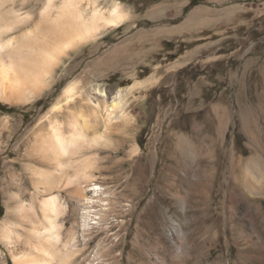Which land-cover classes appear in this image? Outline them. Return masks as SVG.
Returning a JSON list of instances; mask_svg holds the SVG:
<instances>
[{"label":"rangeland","instance_id":"374dc122","mask_svg":"<svg viewBox=\"0 0 264 264\" xmlns=\"http://www.w3.org/2000/svg\"><path fill=\"white\" fill-rule=\"evenodd\" d=\"M120 1L130 18L71 50L39 96L0 100V226L23 188L30 201L35 140L78 80L122 91L128 112L89 149L109 189L95 217L121 243L109 264H264V0Z\"/></svg>","mask_w":264,"mask_h":264},{"label":"bare ground","instance_id":"6f19581e","mask_svg":"<svg viewBox=\"0 0 264 264\" xmlns=\"http://www.w3.org/2000/svg\"><path fill=\"white\" fill-rule=\"evenodd\" d=\"M29 3L34 9L39 5L38 12L23 11ZM130 16L120 0L109 6L102 0H0V100H34L55 81L57 67L71 50L96 41ZM79 83L70 82L46 112L47 130L45 122L33 146L34 165L44 168L36 172L40 177L30 201L23 198L28 188L20 189L18 205L0 226V240L14 264H109L106 257L121 244L111 239L106 216L95 217L109 189L96 182L93 169L104 165L95 164L97 153L89 149L107 142L115 122L128 118L126 102L122 91L111 96L100 85L80 92ZM96 228L100 233L94 235ZM97 236L93 255L88 254ZM0 264H7L3 253Z\"/></svg>","mask_w":264,"mask_h":264},{"label":"trees","instance_id":"16d2710c","mask_svg":"<svg viewBox=\"0 0 264 264\" xmlns=\"http://www.w3.org/2000/svg\"><path fill=\"white\" fill-rule=\"evenodd\" d=\"M191 4H195L194 0L191 2ZM0 216H1V211H0Z\"/></svg>","mask_w":264,"mask_h":264}]
</instances>
